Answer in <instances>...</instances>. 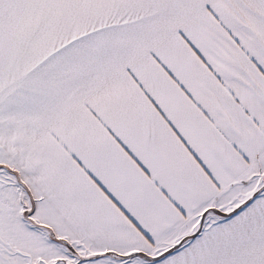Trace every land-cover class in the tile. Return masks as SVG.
Returning <instances> with one entry per match:
<instances>
[{"label":"snow or ice","instance_id":"1","mask_svg":"<svg viewBox=\"0 0 264 264\" xmlns=\"http://www.w3.org/2000/svg\"><path fill=\"white\" fill-rule=\"evenodd\" d=\"M0 264H264V0H0Z\"/></svg>","mask_w":264,"mask_h":264}]
</instances>
